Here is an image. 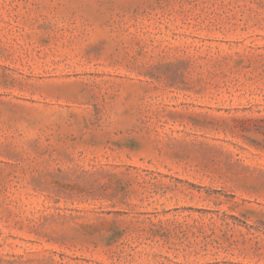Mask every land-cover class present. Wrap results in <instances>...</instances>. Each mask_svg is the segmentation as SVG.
I'll list each match as a JSON object with an SVG mask.
<instances>
[{"label":"rangeland","instance_id":"374dc122","mask_svg":"<svg viewBox=\"0 0 264 264\" xmlns=\"http://www.w3.org/2000/svg\"><path fill=\"white\" fill-rule=\"evenodd\" d=\"M0 264H264V0H0Z\"/></svg>","mask_w":264,"mask_h":264}]
</instances>
